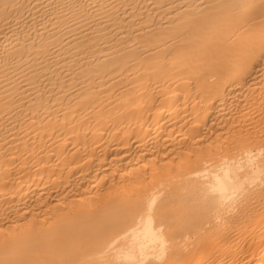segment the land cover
I'll return each mask as SVG.
<instances>
[{"label": "bare ground", "instance_id": "6f19581e", "mask_svg": "<svg viewBox=\"0 0 264 264\" xmlns=\"http://www.w3.org/2000/svg\"><path fill=\"white\" fill-rule=\"evenodd\" d=\"M0 264H264V0H0Z\"/></svg>", "mask_w": 264, "mask_h": 264}]
</instances>
